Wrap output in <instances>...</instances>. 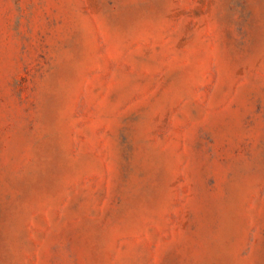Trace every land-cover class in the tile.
<instances>
[{
    "label": "rangeland",
    "instance_id": "374dc122",
    "mask_svg": "<svg viewBox=\"0 0 264 264\" xmlns=\"http://www.w3.org/2000/svg\"><path fill=\"white\" fill-rule=\"evenodd\" d=\"M0 264H264V0H0Z\"/></svg>",
    "mask_w": 264,
    "mask_h": 264
}]
</instances>
